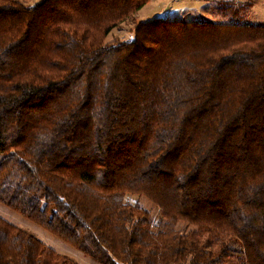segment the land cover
<instances>
[{
    "label": "trees",
    "instance_id": "trees-1",
    "mask_svg": "<svg viewBox=\"0 0 264 264\" xmlns=\"http://www.w3.org/2000/svg\"><path fill=\"white\" fill-rule=\"evenodd\" d=\"M147 1L0 0V203L98 264H264V24ZM0 264L77 263L0 217Z\"/></svg>",
    "mask_w": 264,
    "mask_h": 264
},
{
    "label": "rangeland",
    "instance_id": "rangeland-1",
    "mask_svg": "<svg viewBox=\"0 0 264 264\" xmlns=\"http://www.w3.org/2000/svg\"><path fill=\"white\" fill-rule=\"evenodd\" d=\"M27 3H34L37 0H24ZM150 6H147V10L150 9ZM221 8L219 9V13H204L202 15H186L184 17H178L181 18L182 20H194V19H199V18H206L210 19L212 21L218 22V23H223V22H239V19L232 18L230 17L231 15V9L228 6H225L223 8L225 13L220 12ZM153 13H137V18L142 20V18H147ZM234 15L236 13H233ZM194 15V16H193ZM174 14H166V17L160 16L162 18H169L172 19L174 17ZM159 17V16H158ZM197 17V18H194ZM176 18V17H175ZM242 22L243 23H259V24H264L263 21H258L255 18H253L249 13H243L242 17ZM135 22H125L122 24L121 29H113L107 36L106 40H111L112 37L119 38L121 40H131L133 38V30H134ZM126 201H130L131 203L133 202H138L142 207L147 208L152 215L153 221H154V227L155 223L158 219L159 215V209L158 207L154 206L151 202H149L148 199L144 198L143 196H136V195H128L125 198ZM0 217L4 218L8 222L15 224L28 232H30L32 235H34L36 238H38L40 241H42L45 245L49 246L52 248L55 252L65 255L72 259L74 262L77 264H98L95 261H93L89 256L85 255L81 251H79L77 248L74 246L62 241L60 238H58L55 234L47 231L46 229L38 226L37 224L33 223L32 221L24 218L20 214L16 213L15 211L9 209L5 205L0 203ZM179 227L181 229L184 228V224H179Z\"/></svg>",
    "mask_w": 264,
    "mask_h": 264
},
{
    "label": "crops",
    "instance_id": "crops-1",
    "mask_svg": "<svg viewBox=\"0 0 264 264\" xmlns=\"http://www.w3.org/2000/svg\"><path fill=\"white\" fill-rule=\"evenodd\" d=\"M38 1V0H37ZM36 2V1H35ZM233 3L242 6L244 13H249L253 18L264 23V0H148L135 14V22L146 21L155 17L174 14L176 17L186 15H202L204 13H225L223 8ZM152 6L146 9L147 6ZM137 13H153L147 18L136 19ZM193 15V16H194ZM197 18V17H194Z\"/></svg>",
    "mask_w": 264,
    "mask_h": 264
}]
</instances>
